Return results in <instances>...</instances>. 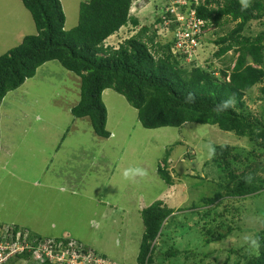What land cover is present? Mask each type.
I'll use <instances>...</instances> for the list:
<instances>
[{"label":"rangeland","instance_id":"obj_1","mask_svg":"<svg viewBox=\"0 0 264 264\" xmlns=\"http://www.w3.org/2000/svg\"><path fill=\"white\" fill-rule=\"evenodd\" d=\"M82 1L60 0L65 30L76 24ZM15 3L0 0L2 8L9 6L6 15H0L6 21L0 26V56L36 31L29 12L19 2L13 17L10 10ZM163 3L147 0L145 5L137 4L133 15L139 26L121 28L104 46L115 49L141 27H151V13ZM232 27L230 24L203 36L205 42L195 59L200 66L211 60L214 68L223 67L213 59L216 49L210 42ZM262 30L264 19L250 22L243 34L252 36ZM235 57L227 54L228 64L223 69L232 68ZM259 88L253 87L244 97L246 110L254 117L264 111V102L258 100ZM79 93L80 79L52 61L4 97L0 115V235H10L8 228L17 226L16 235L73 240L116 264H137L144 231L140 212L163 202L174 212L162 231L166 245L157 243L155 256L172 248L179 253L163 264L242 262V255L227 252L248 248L244 236L252 233L243 230L256 229L262 221L264 194L246 200L228 196L222 188L226 182L218 177L214 154L209 157L208 147L228 145L252 160L250 153H263L256 144L208 125L144 129L137 121L136 110L109 89L102 101L107 111L106 131L113 138H98L89 119L75 120L71 114ZM166 151H170L167 170L173 180L171 187L157 175ZM137 168L143 175L124 178L125 170ZM206 199L214 204L209 206ZM228 227L235 231L223 243L205 244L209 239L206 231L223 233ZM13 264L36 261L28 258Z\"/></svg>","mask_w":264,"mask_h":264},{"label":"trees","instance_id":"obj_2","mask_svg":"<svg viewBox=\"0 0 264 264\" xmlns=\"http://www.w3.org/2000/svg\"><path fill=\"white\" fill-rule=\"evenodd\" d=\"M18 1L29 12L36 31L0 56V105L9 92L33 78L39 67L56 61L80 79L79 100L71 108V114L75 119H89L98 138L110 137L102 94L113 90L136 110L137 121L144 129L208 125L256 144L263 153H250L252 160L228 145L215 146L213 160L218 177L226 182L222 188L228 196L246 200L264 194V111L254 117L247 112L244 101L245 93L259 85L258 100L264 102V30L252 36L243 34L250 22L264 19V0L247 2V8L241 0H203L193 6L197 18L204 23L199 46L205 42L204 35L233 24L227 33L210 42L216 49L213 59L223 67L228 64L227 54L236 56L233 67L227 69L214 68L211 60L200 66L193 56L187 63L188 54L181 50L174 54L177 38L172 21L175 18L166 9L165 1L151 13L154 17L151 27H141L115 49L104 46L106 39L128 23L134 27L139 24L128 16L133 0L82 1L76 24L69 30H65L66 18L60 0ZM167 21L170 24H165ZM229 98L233 100L232 106L219 111L218 106ZM169 154L166 151L163 167H157V175L167 187L173 186L167 170ZM204 202L209 206L214 204L209 199ZM173 212L163 202L140 212L144 231L137 264H163L179 254L169 247L170 251L155 256L157 243L166 245L162 231L171 222ZM233 231L234 227L223 233L206 231L209 239L205 244L223 243ZM243 232L258 238L259 252H250L247 247L227 252L242 255V262L234 264H264V217L256 229Z\"/></svg>","mask_w":264,"mask_h":264},{"label":"built area","instance_id":"obj_3","mask_svg":"<svg viewBox=\"0 0 264 264\" xmlns=\"http://www.w3.org/2000/svg\"><path fill=\"white\" fill-rule=\"evenodd\" d=\"M171 15H174L177 42L176 50L188 54L191 58L199 47L203 21L197 18L193 6H198L203 0H163ZM193 4V5H192ZM166 10V11H167ZM183 10V13H181ZM177 23V24H176ZM165 24H170L168 21ZM190 62V60H189ZM10 235H0V264H13L32 258L36 264H116L101 257L100 254L87 250L81 244L66 239H45L24 234L16 235L18 230L8 228ZM23 233V232H22ZM96 253V254H95ZM26 255L27 258H23Z\"/></svg>","mask_w":264,"mask_h":264},{"label":"clouds","instance_id":"obj_4","mask_svg":"<svg viewBox=\"0 0 264 264\" xmlns=\"http://www.w3.org/2000/svg\"><path fill=\"white\" fill-rule=\"evenodd\" d=\"M139 2H140V3L142 2V5H145V4H144V3H145L144 0H133L131 6H130V8H129L128 16H130V17L136 19L135 16L133 15V12H135V11L138 10V9H135V6H137V4L140 5ZM242 4H243V7H244V8H247V7H248L247 0H242ZM31 19H32V18H31ZM138 23H139V21H138ZM129 24H130V23H128L127 25H129ZM127 25H126V26H127ZM126 26H123V27H121V28H124V27H126ZM138 26H139V24H138ZM138 26H137V27H138ZM137 27H135V28H137ZM154 27H156V26H154ZM121 28H120V29H121ZM120 29H119L118 31H120ZM118 31L115 32V33H113L111 36H113L114 34H117ZM136 33H137V32H136ZM136 33H135L134 35H136ZM111 36H109V37H111ZM109 37H108V38H109ZM108 38H107V39H108ZM107 39H106V40H107ZM200 50H201V46L198 47V49H197V52H198V53L195 54V55H197V56H195V57H199L198 55H199V53H200ZM190 96H191V94H190ZM2 101H3V100H2ZM1 103H2V102H1ZM232 104H233V100H232L231 98H229L228 101H226L224 104H222L221 106H218V110H219V111L227 110L228 108H230V107L232 106ZM0 106H1V105H0ZM213 153H214V149L211 148V147L209 146V147H208V154H209V157H211V155H212ZM136 175H143V172H142L140 169L137 168V169H128V170H125V172L123 173V176H124L125 179H132V178H134ZM244 243L248 245V249H249L250 252L255 251V252L258 254V252H259V248H260V242H259L258 238H256L254 235H245V236H244Z\"/></svg>","mask_w":264,"mask_h":264},{"label":"crops","instance_id":"obj_5","mask_svg":"<svg viewBox=\"0 0 264 264\" xmlns=\"http://www.w3.org/2000/svg\"><path fill=\"white\" fill-rule=\"evenodd\" d=\"M15 4L13 5V4H11V6H12V9L10 10L11 11V13H12V15H13V17H14V13L12 12L13 10H14V8H15V6L16 5H19L17 2H19V3H21L20 1H18V0H15ZM22 5V4H21ZM23 6V5H22ZM8 7L9 6H6V8L8 9ZM7 9H4V8H2L1 6H0V15L2 16V15H6V14H4V12H6V10ZM9 11V10H8ZM3 18H5V17H3ZM29 18H31V17H29ZM32 20V19H31ZM33 22V21H32ZM2 24H6V21L5 20H2V18H0V26L2 25ZM0 29H2L1 27H0ZM21 36H18V39H19V42H20V38ZM16 40L14 39V40H12V42H15ZM18 42V43H19ZM17 43V42H16ZM21 43V42H20ZM106 91V90H105ZM105 91L103 92V94H102V96L104 95V93H105ZM106 101V100H105ZM78 102V101H77ZM77 102L74 104V106L77 104ZM111 102H113V101H111ZM106 103H107V105L109 106V102L108 101H106ZM73 106V105H72ZM72 106H71V108H72ZM73 106V107H74ZM70 108V107H69ZM70 108V109H71ZM0 115H1V106H0ZM76 120V119H75ZM28 130L29 131H31L32 130V128H28ZM110 137H111V139L113 138V135L112 134H110ZM1 144H2V136H1V134H0V149L2 148L1 147ZM17 227V226H16Z\"/></svg>","mask_w":264,"mask_h":264}]
</instances>
